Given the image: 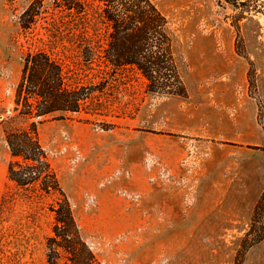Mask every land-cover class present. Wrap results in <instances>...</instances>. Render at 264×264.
<instances>
[{"label": "rangeland", "instance_id": "obj_1", "mask_svg": "<svg viewBox=\"0 0 264 264\" xmlns=\"http://www.w3.org/2000/svg\"><path fill=\"white\" fill-rule=\"evenodd\" d=\"M33 1L0 0V264H47L54 236L57 197L8 175L23 57L51 21L23 31ZM153 1L186 96L149 93L127 74L108 114L50 120L40 140L102 264H264V0Z\"/></svg>", "mask_w": 264, "mask_h": 264}, {"label": "trees", "instance_id": "obj_2", "mask_svg": "<svg viewBox=\"0 0 264 264\" xmlns=\"http://www.w3.org/2000/svg\"><path fill=\"white\" fill-rule=\"evenodd\" d=\"M43 1L34 0L21 16V28L30 34L46 15L51 21L47 40L33 39L43 47L23 57L15 115L5 129L8 175L27 193L57 197L47 264H102L81 232L39 126L82 112L108 114L112 92L127 74L155 95L183 97L187 90L170 21L153 0H55L52 13Z\"/></svg>", "mask_w": 264, "mask_h": 264}]
</instances>
